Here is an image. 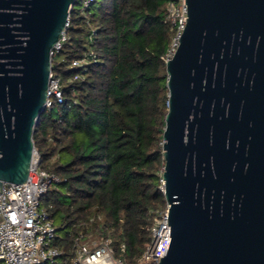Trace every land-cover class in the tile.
I'll use <instances>...</instances> for the list:
<instances>
[{"label":"water","instance_id":"water-1","mask_svg":"<svg viewBox=\"0 0 264 264\" xmlns=\"http://www.w3.org/2000/svg\"><path fill=\"white\" fill-rule=\"evenodd\" d=\"M76 0H0V182H25L52 55ZM166 60L162 190L171 241L155 264H264V0H186Z\"/></svg>","mask_w":264,"mask_h":264},{"label":"trees","instance_id":"trees-1","mask_svg":"<svg viewBox=\"0 0 264 264\" xmlns=\"http://www.w3.org/2000/svg\"><path fill=\"white\" fill-rule=\"evenodd\" d=\"M166 3L94 0L87 16L77 3L71 10L67 39L52 55L63 101L53 100L33 133L40 166L60 177L40 204L61 250L51 264H76L80 234L111 239L126 264H136L151 242L157 211L167 205L164 56L173 30Z\"/></svg>","mask_w":264,"mask_h":264},{"label":"built area","instance_id":"built-area-1","mask_svg":"<svg viewBox=\"0 0 264 264\" xmlns=\"http://www.w3.org/2000/svg\"><path fill=\"white\" fill-rule=\"evenodd\" d=\"M94 0H76L81 11ZM75 3V4H76ZM73 8V7H72ZM167 19L173 30L170 45L165 53V60L170 59L178 45L187 24L188 10L186 0H167ZM61 33L53 52L60 50L67 39V27ZM86 62V59L74 61V64ZM53 100L63 101L61 77L51 70L49 78V98L46 102L50 108ZM60 177L40 166V155L35 149L28 179L20 184L0 182V264H51L61 254L55 245L56 226L49 213L42 209L41 197ZM151 227V242L137 264H155L163 257L171 241V225L168 224L169 206L158 210ZM77 238L76 264H126L114 255L111 239L99 238L94 244Z\"/></svg>","mask_w":264,"mask_h":264},{"label":"rangeland","instance_id":"rangeland-1","mask_svg":"<svg viewBox=\"0 0 264 264\" xmlns=\"http://www.w3.org/2000/svg\"><path fill=\"white\" fill-rule=\"evenodd\" d=\"M78 8H81V6L79 5ZM58 59L60 60L61 58L59 57ZM98 240H99V238L97 236H93V237H89L87 241L90 242V244L94 245Z\"/></svg>","mask_w":264,"mask_h":264}]
</instances>
